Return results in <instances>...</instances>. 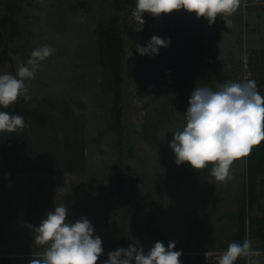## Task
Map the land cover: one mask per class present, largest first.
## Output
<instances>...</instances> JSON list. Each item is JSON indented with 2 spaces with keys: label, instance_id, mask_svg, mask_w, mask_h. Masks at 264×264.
<instances>
[{
  "label": "rangeland",
  "instance_id": "1",
  "mask_svg": "<svg viewBox=\"0 0 264 264\" xmlns=\"http://www.w3.org/2000/svg\"><path fill=\"white\" fill-rule=\"evenodd\" d=\"M134 8L116 0H0L2 47L10 55L0 75H15L36 48L54 49L25 81L30 99L17 100L47 116L54 139H39L32 117L16 112L25 120L22 132L38 144L15 173L0 140V264H29L42 253L34 229L61 204L68 220L86 217L101 238L97 264L130 244L147 253L157 241L165 247L174 241V250L198 261L218 259L231 242L246 157L233 162L231 179L222 183L210 175L211 164L201 170L187 162L178 166L169 144L172 132L185 126L196 87L215 91L225 82L251 79L264 96V0H241L229 25L220 18L209 25L183 9L173 23L172 13H145L140 32L170 45L143 56L136 48L148 43L128 35L138 31ZM115 16L126 40L120 125L98 62L99 23ZM117 179L125 185L122 199L111 192ZM249 242L259 254L245 257L247 264L263 263L264 251L253 238Z\"/></svg>",
  "mask_w": 264,
  "mask_h": 264
},
{
  "label": "clouds",
  "instance_id": "2",
  "mask_svg": "<svg viewBox=\"0 0 264 264\" xmlns=\"http://www.w3.org/2000/svg\"><path fill=\"white\" fill-rule=\"evenodd\" d=\"M241 0H136L132 16L143 29L145 13L152 17L186 10L205 18L209 25L217 18L229 22V17L240 8ZM170 40L153 35L147 46H137L140 55H158L160 48H167ZM54 49L43 45L34 49L26 64H21L16 74L0 75V107L9 108L23 97L30 99L25 81L35 77L39 64L50 57ZM185 112V126L173 133L169 147L179 166L185 162L201 170L211 164L210 175L216 181L227 183L231 179L230 166L235 160L247 157L253 148L264 141V96L254 80L225 82L217 90L196 87L190 94ZM24 117L0 111V133H12L25 127ZM69 209L58 205L46 213L34 229V244L42 253L34 255L29 264H97L103 254L102 240L94 236V228L86 217L72 222ZM174 241L165 247L155 242L145 253L140 246L129 245L108 253L104 264H181V251L174 250ZM251 243L231 242L218 258V264H236L241 257L257 256ZM251 264H259L252 259Z\"/></svg>",
  "mask_w": 264,
  "mask_h": 264
},
{
  "label": "trees",
  "instance_id": "3",
  "mask_svg": "<svg viewBox=\"0 0 264 264\" xmlns=\"http://www.w3.org/2000/svg\"><path fill=\"white\" fill-rule=\"evenodd\" d=\"M116 1H123L133 5L136 3V0ZM146 14L149 18L152 17L150 14ZM180 16L181 14L178 15V12L173 11L170 22H178V20L181 19ZM2 22L4 21L2 20ZM98 34V62L103 69V75L107 80L108 88L114 96V109L117 113V124L120 125L122 122L120 103L125 83L124 57L126 54V40L120 28L117 16L111 21H100ZM128 35L131 36L135 42L144 43H148L152 37L146 36L140 31H128ZM3 40L4 34L3 31L0 30V64L4 59L10 56L8 47H2ZM162 49L163 48H160L159 50ZM23 110L25 111V118L29 115L32 117L31 124L39 139L45 141L54 139V136L50 135V127L46 124L47 116L45 117L39 111L27 108L24 102L20 104L16 102L13 107L11 105L7 109L1 107V111H7L12 115ZM0 140L3 145L4 142L6 143L4 152L9 159L8 166L11 173H15L20 168L21 159L29 161V154H31L35 144H38V139L34 141L26 133H23L22 130H17L12 133H0ZM246 164L244 193L241 206L235 213L234 222L236 229L231 242L243 243L244 240L249 241L251 237L256 242V249L264 251V141H261L257 146H253L251 153L246 157ZM121 180L123 179L121 178ZM121 180L117 179L116 184L111 187L112 194L117 195L120 199L124 198L126 194L125 185H123ZM180 261L181 264H218V259L198 261L189 253H182ZM236 264H247V260L245 257H241L236 261ZM261 264H264V262Z\"/></svg>",
  "mask_w": 264,
  "mask_h": 264
},
{
  "label": "water",
  "instance_id": "4",
  "mask_svg": "<svg viewBox=\"0 0 264 264\" xmlns=\"http://www.w3.org/2000/svg\"><path fill=\"white\" fill-rule=\"evenodd\" d=\"M231 22H232V20H231V19H229V22L227 23V25H229Z\"/></svg>",
  "mask_w": 264,
  "mask_h": 264
}]
</instances>
